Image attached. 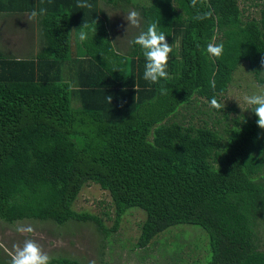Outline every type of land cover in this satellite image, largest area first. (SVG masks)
Returning a JSON list of instances; mask_svg holds the SVG:
<instances>
[{"label": "trees", "instance_id": "obj_1", "mask_svg": "<svg viewBox=\"0 0 264 264\" xmlns=\"http://www.w3.org/2000/svg\"><path fill=\"white\" fill-rule=\"evenodd\" d=\"M98 1L77 8L78 0H0V14L47 9L39 15L43 43L35 55L0 52V220L90 221L105 240L109 233L96 216L72 210L91 182L114 205L112 231L128 210L144 214L136 248L190 225L208 235L205 264H264L258 118L235 123L225 144L208 126L174 120L194 98L220 103L243 63L264 89V0H251L258 18L244 15L238 0H149L138 8L141 30L158 22L173 48L165 92L144 79L139 46L114 48ZM84 22L88 29L80 28ZM82 30L86 42L72 39ZM209 43L223 44L220 58L207 52ZM6 256L0 264H10Z\"/></svg>", "mask_w": 264, "mask_h": 264}, {"label": "rangeland", "instance_id": "obj_2", "mask_svg": "<svg viewBox=\"0 0 264 264\" xmlns=\"http://www.w3.org/2000/svg\"><path fill=\"white\" fill-rule=\"evenodd\" d=\"M100 8L110 19L107 32L116 50L124 53L128 50L129 43L142 30L130 27L124 19L130 9L139 11L138 8H146L149 0H100ZM238 6L245 10L244 15L250 18H258V8L253 6L251 0H238ZM252 5V6H251ZM29 15V14H28ZM21 20L19 14L5 16V29L0 31V52L19 58H27L35 55L42 47L43 38L41 27L38 23L41 17L30 19L31 15ZM107 18V19H108ZM5 36L1 38V35ZM219 35L213 39H218ZM79 38V33H72V39ZM31 53V54H30ZM9 58V56H3ZM264 92L253 75L248 71L245 63L239 66L233 74L227 93L220 99L224 106L221 112H215L206 100L194 98L187 107L179 108L177 122L193 123L196 127L204 125L215 130L222 136V144H225L228 133L243 118L252 119L251 110H243L236 99H239L243 107L245 95ZM209 113V116L206 114ZM264 135V130L262 131ZM226 139V140H225ZM72 210L78 214L96 216L109 235L104 240V235L96 225L90 221L82 222L71 220L63 225H57L50 221L39 222L36 220H21L7 223L0 220V257L6 259L14 254V245L22 246L25 239H33L42 246L51 260L68 258L76 260L79 264H205L210 257L209 240L207 233L200 227L190 225H177L159 234L146 248L134 247L140 234V224L144 220V214L137 209L128 210L121 218L118 229L112 231L114 225V205L106 191L100 189L97 184L87 183L78 194ZM31 225L34 232L20 234L16 231V225ZM259 249L264 250V224L263 229L258 227ZM102 252L104 255H102ZM6 253V254H5ZM171 258H174L172 260ZM50 260V261H51Z\"/></svg>", "mask_w": 264, "mask_h": 264}, {"label": "clouds", "instance_id": "obj_3", "mask_svg": "<svg viewBox=\"0 0 264 264\" xmlns=\"http://www.w3.org/2000/svg\"><path fill=\"white\" fill-rule=\"evenodd\" d=\"M77 7L79 8H91L92 5L87 3V0H78ZM47 9L41 8L39 11H33L30 19L35 20L39 15L46 14ZM124 19L128 23L127 31L130 27L140 28L141 14L135 9H130L124 16ZM88 24L83 23L80 27L82 29H88ZM88 39V33L85 30L80 31L79 40L86 42ZM130 44L139 46L146 59L144 79L153 84H160L161 92H165V84L168 79V61L169 56L173 51L171 44L166 40V34L162 31H158V22H151L148 24L146 30H142ZM224 46L222 43L214 44L209 43L207 45V52L216 58H220L223 54ZM264 63V60L261 61ZM211 87L215 88V83L210 82ZM239 106L247 111L251 110L258 118L256 123L261 130H264V92L254 93L251 95H245L243 97V103L248 107L245 108L241 104L239 99H236ZM108 101L111 104L112 97L108 96ZM210 106L217 110H223V105L213 97L210 101ZM16 231L20 234H30L34 232V228L31 225H16ZM50 256L45 253L42 246L33 239H25L22 246L20 244L14 245V254L11 257L10 264H50Z\"/></svg>", "mask_w": 264, "mask_h": 264}, {"label": "crops", "instance_id": "obj_4", "mask_svg": "<svg viewBox=\"0 0 264 264\" xmlns=\"http://www.w3.org/2000/svg\"><path fill=\"white\" fill-rule=\"evenodd\" d=\"M100 0L97 2V7H98V9L100 10V11H103V13L105 12L102 8H100ZM36 8H38V6H37V4H36ZM77 8H79V7H77ZM10 14H19L20 15V17H21V20L22 21H24V19L22 18V15H26L24 18H26L27 16H29V15H31V13H27V12H23V13H19V12H9V13H2V14H0V23H1V21L3 20V18H4V20H5V16L6 15H10ZM29 14V15H28ZM28 18V17H27ZM104 18H105V20H106V25H107V27H108V22L107 21H109L110 19L108 18V15L107 14H105L104 13ZM108 18V19H107ZM40 21H41V19H40ZM40 21L38 20V23L40 24ZM5 29V27H4V24H0V31L2 32L3 30ZM6 31H8L7 29H5ZM4 32V31H3ZM1 38L3 39L4 38V40H6V38H5V36H3V34L1 35ZM0 44H2L1 42H0ZM17 58H19V57H17Z\"/></svg>", "mask_w": 264, "mask_h": 264}]
</instances>
